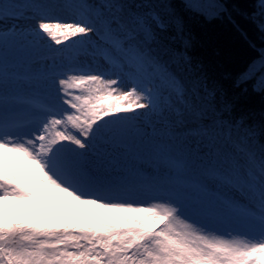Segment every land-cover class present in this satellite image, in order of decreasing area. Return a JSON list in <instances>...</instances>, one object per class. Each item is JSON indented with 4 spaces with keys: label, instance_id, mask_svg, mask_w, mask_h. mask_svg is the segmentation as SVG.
Listing matches in <instances>:
<instances>
[{
    "label": "snow or ice",
    "instance_id": "1",
    "mask_svg": "<svg viewBox=\"0 0 264 264\" xmlns=\"http://www.w3.org/2000/svg\"><path fill=\"white\" fill-rule=\"evenodd\" d=\"M172 9L0 0V264H264V127L184 75ZM239 84L264 95V50ZM45 194L92 208L8 214Z\"/></svg>",
    "mask_w": 264,
    "mask_h": 264
},
{
    "label": "trees",
    "instance_id": "2",
    "mask_svg": "<svg viewBox=\"0 0 264 264\" xmlns=\"http://www.w3.org/2000/svg\"><path fill=\"white\" fill-rule=\"evenodd\" d=\"M165 2L173 5L172 10L182 25V33L173 28L171 34L182 35L189 42L190 63L183 66L184 75L215 88L220 103L234 104L233 117H244L258 129L264 127V95L253 92L250 86H238L240 73L259 56L260 48L264 46V31L260 30L254 15L257 0H222L224 11L210 17L187 10L184 0ZM70 42L74 49L79 47V38ZM175 46L180 47L181 42L177 40ZM10 68L23 70L18 63L10 64ZM245 87L247 91H244ZM260 144H264V139H258L255 147L259 149ZM161 176H167V173L162 172Z\"/></svg>",
    "mask_w": 264,
    "mask_h": 264
},
{
    "label": "rangeland",
    "instance_id": "3",
    "mask_svg": "<svg viewBox=\"0 0 264 264\" xmlns=\"http://www.w3.org/2000/svg\"><path fill=\"white\" fill-rule=\"evenodd\" d=\"M215 2L220 4V5H223L222 0H215ZM257 3H258V0H257ZM220 13H221V11L219 13H216V12L209 10L208 12H204L203 14L207 17H210L213 15H218ZM254 15L257 19V22H259L260 24L262 22H264V15L259 14L258 7H257V10H256ZM8 23L10 25L11 21H9ZM46 39H49V38H46ZM51 43H52L53 47H57L54 44V42H51ZM68 43H69V48L66 49L65 51L71 52L72 50H74V48L72 47V44L70 41ZM59 47L63 48V44ZM262 50H264V46H262L260 48V53ZM259 56H260V54H259ZM258 57H256L255 59H257ZM7 67L10 68L9 63L7 64ZM163 177L167 178V176H163ZM27 203L32 204L35 208L36 207L37 208L33 209L30 206H28ZM35 204H37V206L34 205V203H32V202H24V201H16V200H9L6 202L8 214L10 216H15V215L33 216V215H43V214H47L49 216H52L56 213V214H60V216L64 214V217H66L72 213L89 212L92 208L91 205L81 204V203H78L76 201H72L69 198H65L62 196V194H51V195L45 194V195H42L39 198V200L35 202Z\"/></svg>",
    "mask_w": 264,
    "mask_h": 264
}]
</instances>
